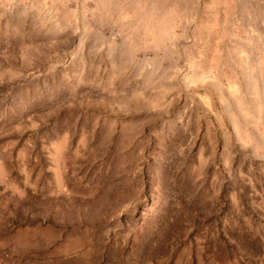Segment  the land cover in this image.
Returning <instances> with one entry per match:
<instances>
[{
    "label": "rangeland",
    "instance_id": "1",
    "mask_svg": "<svg viewBox=\"0 0 264 264\" xmlns=\"http://www.w3.org/2000/svg\"><path fill=\"white\" fill-rule=\"evenodd\" d=\"M0 264H264V0H0Z\"/></svg>",
    "mask_w": 264,
    "mask_h": 264
}]
</instances>
